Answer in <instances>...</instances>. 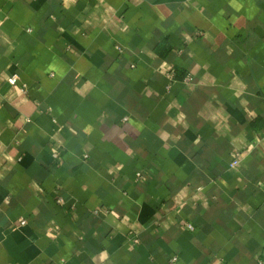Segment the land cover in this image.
I'll return each mask as SVG.
<instances>
[{"label": "crops", "instance_id": "1", "mask_svg": "<svg viewBox=\"0 0 264 264\" xmlns=\"http://www.w3.org/2000/svg\"><path fill=\"white\" fill-rule=\"evenodd\" d=\"M263 252L264 0H0V264Z\"/></svg>", "mask_w": 264, "mask_h": 264}, {"label": "built area", "instance_id": "2", "mask_svg": "<svg viewBox=\"0 0 264 264\" xmlns=\"http://www.w3.org/2000/svg\"><path fill=\"white\" fill-rule=\"evenodd\" d=\"M9 84H11L12 86H15L17 84V77L13 76L11 78L8 79ZM54 159H58L59 158V154H54ZM59 204H62V200L58 201ZM25 222H21V225H23ZM190 227V226H189ZM191 229V228H190ZM135 243H137V240H135ZM258 264H264V252L261 255V257L258 259Z\"/></svg>", "mask_w": 264, "mask_h": 264}]
</instances>
